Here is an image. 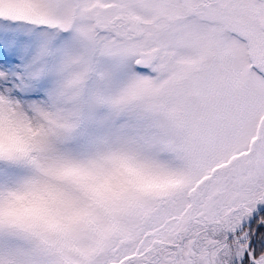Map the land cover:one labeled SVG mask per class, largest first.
I'll return each instance as SVG.
<instances>
[{
    "label": "snow or ice",
    "instance_id": "6c2138e0",
    "mask_svg": "<svg viewBox=\"0 0 264 264\" xmlns=\"http://www.w3.org/2000/svg\"><path fill=\"white\" fill-rule=\"evenodd\" d=\"M0 264H264V0H0Z\"/></svg>",
    "mask_w": 264,
    "mask_h": 264
}]
</instances>
